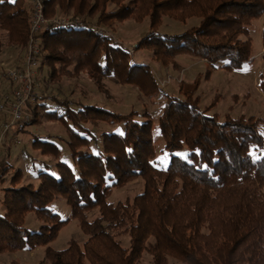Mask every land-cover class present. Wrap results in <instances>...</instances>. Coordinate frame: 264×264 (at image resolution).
<instances>
[{
	"label": "trees",
	"instance_id": "trees-1",
	"mask_svg": "<svg viewBox=\"0 0 264 264\" xmlns=\"http://www.w3.org/2000/svg\"><path fill=\"white\" fill-rule=\"evenodd\" d=\"M26 1L0 0L1 55L26 53L31 25ZM111 4L116 8L110 9ZM45 7L47 16L73 10L72 21L82 22L40 35L39 81L56 84L63 76L87 71L96 85L112 79L147 98L164 93L153 69L135 62L131 49L117 43L107 27L149 18V32L135 51L150 52L165 68L178 69L179 57H191L234 71L253 61L251 29L264 16V0H45ZM166 18L180 23L197 18L199 23L180 35H164L160 28ZM198 86V78L194 86L182 83L183 98L165 92L157 121L148 112L121 114L97 104L73 107L65 100L50 104L48 95L38 100L29 109L32 121L4 140L15 143L28 126L44 119L58 122L66 130L64 143L74 168L60 160L62 150L53 138H33L34 150L57 160L56 172L40 168L34 186L21 185L24 173L15 170L2 197L6 212L0 215V255L44 247L39 264H141L146 253L152 264H169L170 258L184 264H264L261 120L211 113L217 100L202 107ZM100 123L122 126V132L96 133ZM156 136L170 156L165 168L156 160ZM11 149L9 143L0 158V190L13 170ZM137 179L144 182L141 193L110 201L115 189ZM59 199L88 236L83 245L72 239L64 250L50 246L71 221L50 208ZM95 209L98 216L90 220ZM30 213L43 223L38 232L24 226ZM126 236L124 246L120 238Z\"/></svg>",
	"mask_w": 264,
	"mask_h": 264
},
{
	"label": "rangeland",
	"instance_id": "rangeland-1",
	"mask_svg": "<svg viewBox=\"0 0 264 264\" xmlns=\"http://www.w3.org/2000/svg\"><path fill=\"white\" fill-rule=\"evenodd\" d=\"M29 1L31 3V0ZM109 8L114 9L116 7L111 4ZM47 15L45 7V17L49 20L66 21L75 19L73 10L64 12L62 9H59L55 16ZM78 22H82V19H79ZM198 23L199 19L197 18L190 19L185 23L166 18L160 28V33L164 35H180L187 29L197 26ZM263 23L264 16L260 20L255 21L251 29L254 48L253 61L244 69L234 71L221 69L220 65L216 68H211L206 61L191 57H179L177 59L179 64L178 69L171 68L170 66L165 68L152 59L150 52L144 50L135 51L138 42L149 32V18H146L141 23L135 20L117 23L113 28L107 27V31L113 38L115 37L114 39L117 43L126 45L131 49L130 53L135 62L151 66L156 79L164 89V93L183 98V95L179 91L180 85L184 83V85L191 84V86H194V82L198 78L199 86L196 95L201 98L202 107L210 106L214 100H217L216 106L211 113L218 112L220 116L229 115L232 118L240 116L255 117L261 120L259 130L264 135V87L261 77L264 76ZM2 42L0 41V43ZM8 53L10 52H6L4 55L0 54V104L3 102L2 95L11 91L10 83L6 78V72L9 69H14L24 64L27 55V45L25 55L16 52L7 57ZM22 55L24 56L22 57ZM43 80L44 78L40 81L42 90L51 98L52 102L50 104H55L56 100H65L70 102L73 107L97 104L121 114H129L132 111H136L142 115L148 112L153 120L157 121L166 102L164 93L147 98L139 89L108 78L102 79L100 85H96L92 75L87 71L80 73L76 77L63 76L56 84L44 83ZM6 120V115L0 111V137L2 125ZM116 130L122 132V126L112 127L109 124L100 123L99 127L95 128L96 133ZM26 131L27 133L18 136V140L12 137L16 141L15 143L11 139L7 141L5 139L0 146V158H3L6 155L8 144L12 145L11 165L13 167V170L7 176L6 183L0 190V215L6 212V207L2 203V197L5 189L10 186V179L16 169L22 170L24 173L21 185L32 183L34 186L39 184L37 172L40 168L49 173L56 172V168L54 167L57 164V160L50 156H43L39 151L32 148L34 137L41 138L42 140L53 138L62 150L60 160L74 168L70 150L64 143L67 139L64 126L58 122L44 119L38 125L28 126ZM156 142L158 167L165 168L169 163L170 156L168 153L162 151L163 142L161 137L156 136ZM180 155L185 156L186 154L181 153ZM253 155L256 156L257 154L254 153ZM262 155H264V152ZM43 165H47V169ZM143 187L144 182L141 179L129 182L123 188L115 189L110 201L116 203L118 201L124 202L127 199H133L137 194L142 192ZM50 208L54 213L60 215L62 219H71V208L64 199H59L52 203ZM98 213V209H95L88 214L89 219L94 220L98 216ZM42 225V221L34 213L28 214L25 218L24 226L30 232H38ZM72 239L77 240L81 245L88 239V236L82 231L79 222L73 219H71L66 227L61 229L57 238L50 243V246L55 250H64ZM120 240L124 246H127L129 237H122ZM44 258V247H39L33 251L24 249L18 252H4L0 255V264H39ZM151 260V256L146 253L141 264H152ZM169 264L184 263L170 258Z\"/></svg>",
	"mask_w": 264,
	"mask_h": 264
},
{
	"label": "built area",
	"instance_id": "built-area-1",
	"mask_svg": "<svg viewBox=\"0 0 264 264\" xmlns=\"http://www.w3.org/2000/svg\"><path fill=\"white\" fill-rule=\"evenodd\" d=\"M30 36L27 43V55L21 67L9 69L6 78L11 84V91L2 95L3 102L0 111L6 115L7 120L2 125L0 146L4 138L26 128L32 121L29 112L32 107L47 94L43 92L38 80V70L41 67L42 45L40 35L59 26L78 23L72 20H49L45 17V0H31Z\"/></svg>",
	"mask_w": 264,
	"mask_h": 264
},
{
	"label": "crops",
	"instance_id": "crops-1",
	"mask_svg": "<svg viewBox=\"0 0 264 264\" xmlns=\"http://www.w3.org/2000/svg\"><path fill=\"white\" fill-rule=\"evenodd\" d=\"M27 6H28V8H29V10H30V1L28 0V2H27ZM9 85V84H8ZM7 87H9V86H7ZM8 89V88H7ZM5 91H7V90H5Z\"/></svg>",
	"mask_w": 264,
	"mask_h": 264
}]
</instances>
